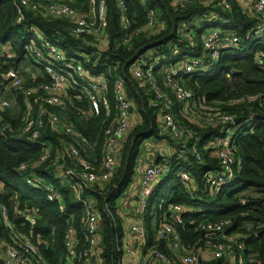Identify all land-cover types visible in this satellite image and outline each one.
<instances>
[{
    "label": "trees",
    "instance_id": "obj_1",
    "mask_svg": "<svg viewBox=\"0 0 264 264\" xmlns=\"http://www.w3.org/2000/svg\"><path fill=\"white\" fill-rule=\"evenodd\" d=\"M103 1L107 21L104 29L106 42L102 50H99L91 44L92 37L85 34L72 35L74 24L69 20L56 19L40 9L24 7L22 20L17 23L15 9L19 0H0V43L6 45L13 54L12 58L0 59V82L10 67L20 65L29 67L31 71H38L34 81L30 79L29 73L22 72V88L31 90L28 99L32 116L37 117L42 113L43 117V125L35 138L31 137L32 130L23 134L20 118L25 111V104L19 90L7 84L14 103L0 108V239L13 244L10 230L1 216L3 207L13 228L37 246L48 264H61L66 256L64 235L69 227L75 231L77 251L83 247L81 226L84 207L82 202L74 198L72 182L63 176V171L57 169L56 165H77L81 159H87L97 166L100 164L103 131L117 111L114 82L120 78L125 94L133 106L135 124L121 141L118 166L108 186L101 189L98 185H92L81 192L83 198L95 200L99 213L98 242L95 250H91L96 264H121L125 225L120 216V198L135 178L143 143L150 138L169 144L175 142L158 127L160 102L169 105L175 119L192 131V138L175 142L176 152L166 157L170 168L157 182L147 200L146 210L140 216L146 228L147 246H155L167 252L163 240L155 239V228L159 221L169 219V204H181L186 207V211L182 215V223L174 226L188 247H202L208 235L206 223L228 219L234 229L240 228V232L247 234L244 254H251L254 261L250 263L246 260V264H264V70L254 60L257 51L264 52V36L253 41L246 38L257 19L244 14L237 0H228L229 10L218 0L209 5L202 4L199 0H123L125 13L130 23H133L130 28H124L120 23L121 12L117 9L115 0ZM69 2L81 11H88L90 5V0ZM149 9L154 10L159 23L156 33L145 30L132 34V29L146 27ZM203 15L217 16L228 21L216 25L204 24L195 32L196 46L185 49L188 41L182 35L184 23ZM214 26L235 32L244 38L243 45L238 49L223 51L212 69L182 74L178 81L194 93L197 112L201 110L199 103L206 106L218 104L224 112L238 119L231 136V169L234 177L216 194L209 192L205 176L221 169L214 145V141L222 136L220 126L198 118L187 102H177L172 89L166 86L164 78L157 73H154V84L165 93V100L155 101L150 84L140 85L130 70L132 64L148 49H157L164 55H171L173 61L176 54L167 53L174 46L179 47L183 54L201 56L202 36L208 28ZM34 29L40 30L45 38L56 42L65 57L75 58L91 73H106L107 70L111 72L105 81L107 108L101 107L98 113L88 114V100L75 97L79 88L74 85L69 92L70 100L65 104L63 112L68 122L86 138L87 145L73 135L56 131L45 113L58 112L59 109L47 105L43 94L33 90L36 83L50 81V77L43 68L35 64L34 58L26 49L27 44L36 43L33 40ZM97 51L100 64L94 68L91 63L95 60ZM80 54L87 57L81 58ZM5 90L0 91L1 98ZM251 96L255 98L249 100L248 97ZM250 116L251 119H248ZM191 145L198 149L199 160L188 153ZM70 146L78 150V158L74 160L68 151ZM46 149L47 155L41 161ZM182 151L187 153L184 159L178 158ZM57 154L61 156L57 157ZM21 164H26L25 170L18 169ZM181 171L191 174L195 188L193 193L181 181L178 175ZM31 173L49 182L60 192L64 204L62 211L58 209L56 202L46 199L41 189L26 182ZM245 223L250 224L248 230L242 227ZM72 262L83 264L77 256ZM0 264H4L2 257Z\"/></svg>",
    "mask_w": 264,
    "mask_h": 264
},
{
    "label": "built area",
    "instance_id": "obj_2",
    "mask_svg": "<svg viewBox=\"0 0 264 264\" xmlns=\"http://www.w3.org/2000/svg\"><path fill=\"white\" fill-rule=\"evenodd\" d=\"M179 1L183 2L184 0ZM199 1L202 4L209 5L214 0ZM218 1L226 10H229L230 4L228 0ZM237 2H239L240 9L244 14L257 19L248 31L246 38L251 41L262 38L264 36V0H237ZM115 4L121 12V25L124 28H130L133 23H130L131 21L125 13L124 1L115 0ZM24 7L40 9L46 15L56 19L65 18L74 24L71 31L72 35L85 34L92 37L91 44L99 50H102L105 46L106 32L104 29L107 26V21L103 0H90L88 11L77 9L70 4L69 0H19L15 9L17 23L22 20ZM154 14V10L149 9L147 11L148 21L146 27L132 29L131 33L137 34L145 30L156 33L159 23ZM227 21V19L217 16L209 17L203 15L195 16L192 21L184 23L185 29L182 35L188 41L185 49H192L196 46L195 32L198 28L204 24L216 25ZM33 40L36 43L27 44L26 49L31 53V57L34 58L35 64L43 68L50 77L49 82L36 83L33 90L43 94V100L47 105L59 109L58 112H47L45 115L49 116L50 122L57 132L73 135L80 139L81 143L87 145L86 138L68 122L63 112L65 104L70 100V90L76 86L79 88V92L77 91L75 97L88 100V114L98 113L101 107L107 108L108 101L104 96L107 88L105 81L106 76L111 74L110 70H107L106 73L104 71L91 73L75 58L65 57L57 43L45 38L40 30H33ZM243 42L244 38L235 32L214 26L208 28L202 36L203 54L201 56L183 54L179 47L174 46L167 53L176 54L173 61L171 55H164L163 52H159L157 49H148L142 53L130 68L132 76L140 85L150 84L155 101L165 100V93L154 84V73H157L164 78L166 86L172 89L177 102H187L191 105L192 112L198 118L220 126L219 132L222 136L214 141V145L216 146L215 153L219 158L221 169L209 172L205 176L208 190L213 194H216L222 186L229 184L234 177L231 169L233 163L231 136L235 130L234 124L238 119L232 114L224 112L218 104L206 106L199 103L198 107L201 110L197 112L195 110L197 98L191 90L185 88L178 81V77L182 74H189L195 71L205 72L212 69L219 61L223 51L238 49L243 45ZM98 53L99 51L96 52V58L91 63L94 68L100 64V55ZM178 54L182 55L178 56ZM80 56L84 59L87 57L85 54H80ZM12 57L13 54L8 51L7 46L0 43V59L6 60ZM254 60L264 70V52L257 51ZM23 71L30 74L32 81L38 75V71H31L29 67L18 65V67H10L2 76V80L10 78L7 84L19 90L25 104V111L20 118L21 132L24 134L32 130L31 137L35 138L43 125V117L42 113H39L37 117H33L31 114V105L28 99L31 90L22 88ZM73 85L74 87H72ZM124 89L123 81L117 78L113 88L117 111L114 119L103 131L104 138L100 164L97 166L87 159H81L77 165L74 163L70 166H64L61 163L56 165L57 169L63 171V176L72 182L75 189L74 198L82 202L84 207L81 226L84 235V245L77 251V240L74 237L75 231L72 227H69L64 235L67 253L61 264H73L72 259L75 256L78 257V260L83 261V264H96L95 255L91 253V250H95L98 242L99 213L95 206V200L83 198L81 192L92 187V185H98L101 189L105 188L116 172L119 144L135 122L132 114L133 106ZM254 98L255 96L248 97L249 100ZM262 98L264 99V95ZM9 104L8 100L0 97V108H6ZM131 106L132 111H130ZM248 119H251V116ZM157 122L160 130L175 140V142L187 141L192 138V131L175 119L174 112L166 102H160ZM68 151L73 160L78 158L76 157L78 150L75 147L70 146ZM187 151H190L188 153H191L196 160H199V151L195 145H191ZM186 154L185 151H182L178 154V158L184 159ZM46 155L47 149L40 160L42 161ZM56 156L60 157L61 155L57 154ZM169 168L170 162L168 158L159 160L146 159L143 161V166L138 176L136 200V211L139 216L145 212L148 198L157 182L168 172ZM18 169L25 170L26 164H21ZM178 175L189 192L193 193L195 188L191 174L187 171H181ZM26 182L34 188L41 189L48 201L57 203L60 211L64 209L62 196L52 184L32 173L26 178ZM167 210L169 211V219L159 221L155 228V239L163 240L167 252H163L155 246H147L146 228L142 219H140L131 222L127 226L129 237L128 242H123L121 264H246V260L250 263L254 261L251 254L247 256L244 254L247 234L240 232V228L234 229L230 220L223 219L206 223L207 240L202 247L195 249L188 247L181 240L174 226L176 223H182V215L186 211V207L181 204H169ZM1 216L5 226L10 230V239L13 242L11 245L5 239H0V257H2L4 264H48L43 259L37 246L25 235L20 234L13 228V225L8 221L7 211L3 207L1 208ZM242 227L245 228L244 226ZM248 229L246 228V230Z\"/></svg>",
    "mask_w": 264,
    "mask_h": 264
},
{
    "label": "crops",
    "instance_id": "obj_3",
    "mask_svg": "<svg viewBox=\"0 0 264 264\" xmlns=\"http://www.w3.org/2000/svg\"><path fill=\"white\" fill-rule=\"evenodd\" d=\"M6 86L4 87V89H7ZM120 144L118 148H120ZM175 147H176L175 142L169 144L166 141L163 140L158 141L152 138L147 139L143 143L139 158L137 160L135 178L133 182L130 184V186L127 188V190L125 191L124 195L120 198V203L123 206L120 207V216L122 217L123 224L125 225V234L123 240L124 242H128V237H129L127 231L128 224H130L133 221L140 220V216L136 211V200L138 193V176H139V171L143 166V161H145L146 159L159 160L162 158L169 157L176 152Z\"/></svg>",
    "mask_w": 264,
    "mask_h": 264
},
{
    "label": "rangeland",
    "instance_id": "obj_4",
    "mask_svg": "<svg viewBox=\"0 0 264 264\" xmlns=\"http://www.w3.org/2000/svg\"><path fill=\"white\" fill-rule=\"evenodd\" d=\"M25 77H28V75L25 74ZM2 97H3V99L8 100L10 104L14 103V97H13L12 94H10V93L8 92L7 89L3 92ZM16 108H17V107H16ZM17 109H18V108H17ZM134 120H135V119H134ZM133 124H135V122H134ZM133 124H132V125H133ZM119 205H120V204H119ZM121 206H122V204L120 205V207H121ZM122 207H123V206H122ZM243 226H244L245 228H249L250 224H249V223H245V224H243Z\"/></svg>",
    "mask_w": 264,
    "mask_h": 264
},
{
    "label": "water",
    "instance_id": "obj_5",
    "mask_svg": "<svg viewBox=\"0 0 264 264\" xmlns=\"http://www.w3.org/2000/svg\"><path fill=\"white\" fill-rule=\"evenodd\" d=\"M28 71V69H27ZM237 70H233V72H236ZM10 81V78H5L0 82V91L2 92L4 90L5 85ZM130 111H132V106L130 107ZM256 203H259V201H256Z\"/></svg>",
    "mask_w": 264,
    "mask_h": 264
}]
</instances>
